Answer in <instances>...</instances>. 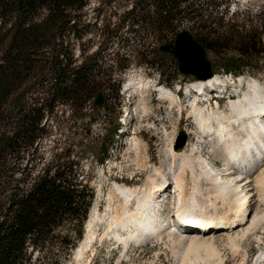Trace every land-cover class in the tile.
Wrapping results in <instances>:
<instances>
[{
	"label": "trees",
	"instance_id": "trees-1",
	"mask_svg": "<svg viewBox=\"0 0 264 264\" xmlns=\"http://www.w3.org/2000/svg\"><path fill=\"white\" fill-rule=\"evenodd\" d=\"M88 1L0 0V264H55V250L64 255L82 240L95 192L80 164L94 157L95 142L87 132L74 142L65 131L48 158L40 150L58 106L83 121L88 107L96 110L98 93L105 109V92L110 87L121 92L120 78L101 71L121 73L129 64L115 60L103 68L97 54L82 62L75 58L73 42L81 39ZM128 9L123 24L138 40L171 44L187 29L206 52L227 60L224 72L234 76L251 65L241 57L264 53V24L257 29L250 18L240 20L242 14L230 13L227 0H130ZM146 64L162 71L159 61ZM117 130L100 146L99 163L108 158ZM70 226L74 240L63 234Z\"/></svg>",
	"mask_w": 264,
	"mask_h": 264
},
{
	"label": "rangeland",
	"instance_id": "rangeland-1",
	"mask_svg": "<svg viewBox=\"0 0 264 264\" xmlns=\"http://www.w3.org/2000/svg\"><path fill=\"white\" fill-rule=\"evenodd\" d=\"M227 5L230 13L236 11L242 14L240 20H245L246 17L250 18L251 24L255 28L258 29L264 24V0H227ZM129 6L130 0H89L81 13V25L78 30L81 39L73 42L74 55L79 62L88 60L97 54L96 59L103 60V68L114 66L115 60H120L121 65L129 64V67L121 73L118 70L101 71V75L120 78L123 83L121 92L116 95L115 87H110L104 95L105 109H97L93 102L92 105L96 110L92 109V106L88 107L83 121L73 118L72 109L60 105L46 124L49 134L42 139L40 150L41 153H45V158H48L46 152L50 151L54 142L64 140L62 135L65 131H68L70 139L74 142H80L81 133L84 132L89 134L91 142H95L96 153L94 157L84 159L80 166L85 181L88 178L91 180V186L95 192L93 206H100L99 217L102 220L95 224L97 228L94 227L95 233H97L96 237L98 236V243L94 246V250H89V252L87 249L81 259H77L76 253L72 250L64 255H57L55 250L52 256L54 260L56 259L55 264H181L184 258L189 257L190 259V256L184 252L187 244H184L182 248L173 246L168 237L169 234L173 233L172 229L166 228V232H162L164 234L157 235L160 238L148 239L139 244L131 243L127 253L120 252V245L122 244L112 236L114 234L108 235L106 221L110 217L109 207L119 205L116 200H109V195L113 193L115 185H130V187L146 185L153 166L162 170L166 168L169 147H172L174 151L186 150L190 153L192 149L202 146L203 153L201 156L208 160L209 154H213V144L208 140H204L205 143L198 140V137L201 136L195 131L193 119L187 115L190 97L189 99L177 100L175 96L179 106L171 110L170 107L167 108V102L160 99L159 96V89H169L173 92L178 89V85H181L182 88L187 87L197 79L191 75L180 74L178 62L173 57L158 52V47L163 43H155L150 38L149 44H146L145 39L143 41L138 40L139 34L129 33L130 28L127 29V25L123 24L124 19L126 22L124 15L128 12ZM262 44L264 45V36ZM155 53L159 56H155ZM207 57L213 76L225 78V75H231V73L226 74L224 72L223 66L227 60H222L223 57L208 52ZM241 59L243 61L252 60L250 66L242 67L244 72L240 79L246 83L247 88L242 93V97L248 93V83L257 81L260 87H264V53L256 56H243ZM149 61H159L162 71L149 68L146 64ZM141 79L146 82L144 83L147 85L145 88L122 93L123 85L127 81L136 80L138 82ZM200 80L196 82L201 83ZM193 86L197 88L199 84ZM188 93L193 95L190 91ZM230 102H220V111L228 114ZM127 106H131L132 112L127 117L125 124L122 125L121 116H118L119 113L124 116L123 112ZM117 127L118 137H116L112 147L109 148L108 158L101 164L99 163L101 158L100 146L106 145L107 135ZM182 130L188 135L187 143L183 149L175 150V140ZM133 136L138 142L137 150L132 141ZM196 155L199 156L198 152ZM213 156L212 161L222 162L223 157L221 155L215 156L213 154ZM144 165L145 168H143ZM260 168V166L256 167L254 176L257 175ZM133 176H135L134 179L130 180ZM169 191L166 193L167 196H169ZM251 204V216H260L264 205H258L257 197L253 198ZM171 206L174 207L173 204ZM169 212L170 210L165 217H170ZM251 216L250 221L253 218ZM74 233L72 226L67 227L66 233L63 232L64 236H69L71 240L75 239ZM189 233L202 236L209 234L202 231H190ZM85 234L86 229L84 228L83 238ZM215 236L219 246V256L216 259L208 260V263L197 260L193 264H255L259 256L257 253L258 244L255 240L249 238L243 241L239 250L234 251L229 246L222 245V242L225 241L223 234L219 233ZM263 240L260 244L262 250L264 249ZM44 256L45 254L41 257ZM36 257L37 252H34V258ZM48 257L51 256L48 255ZM44 261L46 262V259Z\"/></svg>",
	"mask_w": 264,
	"mask_h": 264
},
{
	"label": "bare ground",
	"instance_id": "bare-ground-1",
	"mask_svg": "<svg viewBox=\"0 0 264 264\" xmlns=\"http://www.w3.org/2000/svg\"><path fill=\"white\" fill-rule=\"evenodd\" d=\"M200 81L199 86L211 85L218 82L219 77L213 76ZM240 82L243 81L240 79ZM144 83L146 82L142 79L138 82L131 80L127 92L145 88L147 85ZM260 88L263 87L257 81L248 83V93L230 102L228 114L220 111L217 106L215 111L198 107L192 99L193 95L188 93L191 98L187 115L193 119L195 131L201 136L198 140H208L213 144V154L223 157L224 170L220 171L210 160L201 156L202 146L192 149L190 153L186 150L174 151L169 147L166 168L162 170L153 166L146 185L128 189H124V185H115L109 200H116L119 205L109 207L110 217L105 220L108 235L114 234L112 236L125 249L131 243L139 244L148 239H157V235L164 234L162 232H166V228L172 229L173 233L168 237L173 246L182 248L187 244L184 252L190 259L184 258L181 264H193L197 260L208 263V260L216 259L219 256V246L215 234H223L225 241L222 245L229 246L234 251L239 250L243 241L252 238L258 244L259 256L255 264H263L264 249H261L260 244L264 239V209L260 216L253 217L250 208L254 197H257L258 205H264V111L257 109L254 112L262 102L264 104V89ZM159 92L160 99L167 101L170 109L179 106L174 92L163 89H159ZM125 108L126 113L130 111L127 115L129 117L132 108ZM132 138L137 150V139L135 136ZM197 152L199 156L196 155ZM258 166L261 168L254 176ZM168 190L171 199L166 195ZM164 200L174 205L170 209V217L157 211L159 203ZM176 205L178 209H175ZM181 205L195 210L182 212ZM97 208V205L91 208L85 224L86 234L74 250L77 259L82 258L93 239L97 238L94 230L95 224L100 220ZM250 216L253 217L251 221ZM179 222L200 226L219 223L222 227L202 236L189 233L198 231L196 228L180 233Z\"/></svg>",
	"mask_w": 264,
	"mask_h": 264
},
{
	"label": "water",
	"instance_id": "water-1",
	"mask_svg": "<svg viewBox=\"0 0 264 264\" xmlns=\"http://www.w3.org/2000/svg\"><path fill=\"white\" fill-rule=\"evenodd\" d=\"M159 53L173 57L178 62V70L182 75H191L197 79H208L213 72L208 61L207 52L186 29L181 30L173 44H163L158 48ZM104 103L102 93H98L94 106L101 109ZM187 142L184 131H180L176 138L175 149H183Z\"/></svg>",
	"mask_w": 264,
	"mask_h": 264
}]
</instances>
